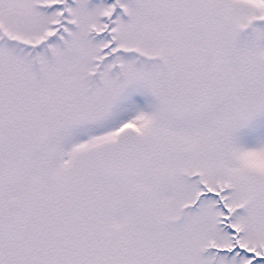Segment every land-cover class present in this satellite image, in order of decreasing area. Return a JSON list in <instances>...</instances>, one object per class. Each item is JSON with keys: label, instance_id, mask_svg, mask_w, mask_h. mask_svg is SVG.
<instances>
[{"label": "snow or ice", "instance_id": "6c2138e0", "mask_svg": "<svg viewBox=\"0 0 264 264\" xmlns=\"http://www.w3.org/2000/svg\"><path fill=\"white\" fill-rule=\"evenodd\" d=\"M0 264H264V0H0Z\"/></svg>", "mask_w": 264, "mask_h": 264}]
</instances>
